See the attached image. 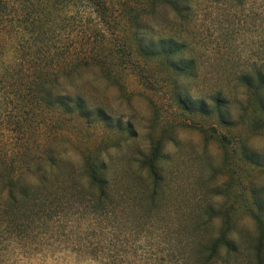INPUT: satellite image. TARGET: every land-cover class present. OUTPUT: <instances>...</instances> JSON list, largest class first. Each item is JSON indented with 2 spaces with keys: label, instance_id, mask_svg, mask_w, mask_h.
Returning <instances> with one entry per match:
<instances>
[{
  "label": "rangeland",
  "instance_id": "1",
  "mask_svg": "<svg viewBox=\"0 0 264 264\" xmlns=\"http://www.w3.org/2000/svg\"><path fill=\"white\" fill-rule=\"evenodd\" d=\"M5 2L0 173L23 169L24 152H63L78 169L84 154L100 152L120 186L136 187L144 182L142 159L161 142L163 214L141 229L124 225L119 212L116 262L170 260L169 249L187 239L188 230L201 233L191 240L217 236L223 215L235 223L233 238L241 233L243 243L255 244L259 231L251 215L259 212L258 202L264 210V128L255 125L264 109L238 77L264 65V0H189L183 21L168 8L151 9L146 0H113L109 15L120 26L117 35L84 3V40L77 32L83 23L72 20L67 0ZM135 25L149 43V56L136 51ZM120 40L145 66L144 78L120 64ZM74 43L80 45L72 54ZM179 44L186 46L179 56L183 66L190 63L188 75L163 59L167 46ZM74 67L84 75L78 83L92 112L84 120L56 107L57 90L48 102L39 98L52 80L71 93ZM97 108L106 113L105 122L95 117ZM68 210L41 227H9L0 220V264H104L84 255V218L80 210ZM212 213L218 217L204 224Z\"/></svg>",
  "mask_w": 264,
  "mask_h": 264
},
{
  "label": "trees",
  "instance_id": "2",
  "mask_svg": "<svg viewBox=\"0 0 264 264\" xmlns=\"http://www.w3.org/2000/svg\"><path fill=\"white\" fill-rule=\"evenodd\" d=\"M67 1L73 13L72 20H76L77 24L83 23L77 31L80 39L84 40V3L101 24L106 25L112 33H118L117 27L120 26L119 24L117 26L109 15V2L113 0ZM146 1L151 9L168 8L182 21L187 17L189 0ZM235 1L241 3L242 0ZM5 4V0H0V35L7 27V14H5L7 4ZM135 28L136 51L140 56H149L145 53L149 43L145 42L146 38L140 32L141 26L135 25ZM83 44L84 42L81 43ZM79 45L74 43L72 54L77 52ZM1 47L0 45V60ZM185 48L184 44L170 45L162 55H164L163 59L167 60L165 64L168 68L188 75L191 69L190 63L183 66L184 62H180L179 56ZM116 53L120 56V64L126 65L133 73L145 77V66H141L142 64L133 57V50L124 40L118 41ZM251 71L252 76L241 74L238 79L250 91L256 103L264 109V65H253ZM81 72L74 67L68 73L74 84L71 87L73 90L71 93L66 92L64 88L59 90L57 81L52 80L51 87L42 89L43 96L39 95V98L48 102L53 91L57 90L54 91L56 107L84 120V117L92 112L84 99V88L78 83L84 80ZM253 81L256 84H253ZM34 95L37 98V92H34ZM24 98L25 96L22 95L21 99L24 100ZM182 101L184 97L180 96L181 104ZM216 101L217 112H221L223 104L219 103V98ZM94 114L100 121L107 120V115L102 108H97ZM258 125L264 128V119L259 120L255 126ZM222 138L225 139L223 136ZM164 145L161 142L156 143L148 155L142 159L140 170L144 172V182L136 187L133 184L120 186L112 178V168L105 162L100 152L93 155L84 154L80 169L74 166L63 152H53L50 149L45 151V156L24 152L19 158V161H24L23 169L13 170L12 175H9L6 169L0 173V200H2L0 220L6 222L9 227H14L16 223L22 224L26 229L33 223L41 227L47 225L55 215L67 214L70 211L68 209L74 207L80 210L84 218V255L98 263L118 264L115 232L119 212L122 214L120 220L124 225L130 226L135 223L141 229L153 227L152 224L163 214L162 161L166 158ZM2 163L4 161L0 159V164ZM255 206L259 211L251 215L259 231L255 244H245V241L243 243L244 236L241 233L239 239L233 238L235 223L229 215H223L224 221L217 236L211 235L209 239L200 236L198 240H191V236L196 237L197 233L200 235L201 233L199 230H188L187 239L183 237L177 246L174 245L169 249L170 260L155 259L147 264H264V210L261 211L262 204L259 202ZM217 217L213 213L208 215L204 224H211ZM126 264L140 263L126 261Z\"/></svg>",
  "mask_w": 264,
  "mask_h": 264
}]
</instances>
